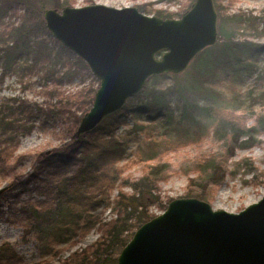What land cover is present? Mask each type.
Here are the masks:
<instances>
[{
    "label": "trees",
    "instance_id": "16d2710c",
    "mask_svg": "<svg viewBox=\"0 0 264 264\" xmlns=\"http://www.w3.org/2000/svg\"><path fill=\"white\" fill-rule=\"evenodd\" d=\"M53 2L55 8L62 6L61 0ZM215 4L220 14L221 1L215 0ZM155 15L171 18L173 14L157 10ZM244 52L261 55L264 43L241 41L230 35L206 47L191 63L187 74L192 80L185 93L190 90L191 94L213 93L207 82L220 68L253 67L243 60ZM24 56L31 57V62L20 63ZM0 68V84L14 71L24 75L43 72L44 82H54L47 95L50 99L57 98L56 102L50 100L46 107L22 99L0 100V132L5 137L0 143V176L14 173L9 189L0 197V218L21 226L23 239L33 240L38 252L58 260L57 264H117V251L120 253L136 230L157 215L150 212V204L160 202L156 192L160 190L158 166L139 178L124 175L128 167V162L124 163L127 151L118 131L129 118L136 124L139 119L150 123L170 122L181 103L182 113L191 111L190 103L183 96H178L173 104L167 98V90L148 86L151 79L172 75L176 81L179 75L153 76L122 109L106 116L91 132L77 136L76 129L82 118L79 112L90 110L97 89L84 86L67 94L61 89L64 78L72 79L89 67L51 35L37 0H0ZM39 115L45 121L57 116L70 119L66 138L54 149L36 154L30 171L18 172L20 158L15 152L19 135L30 131ZM125 185L133 192L123 191ZM203 186L206 188V184ZM116 189L118 193L114 196ZM144 194L151 200L140 208L138 202ZM198 196L205 198L204 193ZM171 200L167 199L164 209ZM106 209L116 217L105 220ZM94 229L100 232L96 241L62 257L61 245H74ZM19 261V252L13 244L0 245V264Z\"/></svg>",
    "mask_w": 264,
    "mask_h": 264
},
{
    "label": "rangeland",
    "instance_id": "374dc122",
    "mask_svg": "<svg viewBox=\"0 0 264 264\" xmlns=\"http://www.w3.org/2000/svg\"><path fill=\"white\" fill-rule=\"evenodd\" d=\"M37 1L42 6L43 18L44 9L55 8L53 0ZM61 1L62 6L57 8L59 10L66 5L80 7L101 3L118 8L136 6L147 15H155L157 10H165L173 14L171 18H180L195 2V0ZM220 1L223 8L220 14L217 10L219 14L217 42L233 35L237 40L264 43V0ZM242 58L253 64V67L244 68L236 65L216 70L207 82L208 87L212 89L211 94H191V90L188 94L185 93L192 80L187 74L191 70L192 62L185 71L175 74L179 75L176 81L172 75L151 79L148 82L149 87L156 86L167 90V98L173 104L176 103L178 96H183L190 103L192 110L182 113L181 103L176 110L175 118L170 122L159 120L150 123L146 119H139L136 124L129 118L127 124L119 129L118 137L127 151L124 163L128 162V167L124 175L139 178L154 167H159L160 190L156 192L160 195L161 203L152 202L151 213L157 215L162 213L168 198H199L198 195L201 193L205 194V198L202 199L209 202L214 209H225L230 212H239L264 196V53L256 55L244 52ZM26 60L31 62L32 59L24 56L20 63L24 64ZM42 73L34 71L24 75L14 71L6 75L0 84V100L22 99L45 107L50 100L56 102L57 98L50 99L46 93L53 87L54 82H44L41 78ZM174 82L178 84L174 86ZM99 85L100 81L88 69L80 71L72 79L64 78L61 89L67 94L84 86L98 89ZM85 113L79 112L81 116ZM69 124L70 119L67 117L61 119L57 116L45 121L44 116L39 115L30 131L19 135V144L15 152V156L20 158L17 171H30L36 154L61 145L66 138ZM4 138L0 132V143ZM13 175L14 173L5 177L0 176V187L8 184ZM205 184L206 188L203 186ZM123 191L133 192L129 185H125ZM117 193L118 189L113 195ZM150 200L144 194L138 202L140 208L147 205ZM103 217L110 220L116 215L110 209H106ZM23 234L21 226L0 218V245L11 243L16 247L20 255L17 264L58 263V260L42 256L34 241L23 239ZM99 236L100 232L94 229L74 245H61L62 257L92 244ZM119 254L117 251L116 255Z\"/></svg>",
    "mask_w": 264,
    "mask_h": 264
},
{
    "label": "water",
    "instance_id": "95a60500",
    "mask_svg": "<svg viewBox=\"0 0 264 264\" xmlns=\"http://www.w3.org/2000/svg\"><path fill=\"white\" fill-rule=\"evenodd\" d=\"M44 19L100 81L77 136L122 109L153 76L185 71L219 36L214 0H195L180 18L95 3L46 8ZM9 187H0V197ZM117 264H264V196L239 212L197 197L174 198L136 230Z\"/></svg>",
    "mask_w": 264,
    "mask_h": 264
}]
</instances>
